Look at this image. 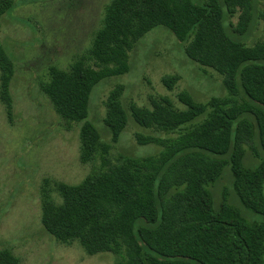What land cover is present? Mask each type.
Segmentation results:
<instances>
[{
    "label": "trees",
    "instance_id": "16d2710c",
    "mask_svg": "<svg viewBox=\"0 0 264 264\" xmlns=\"http://www.w3.org/2000/svg\"><path fill=\"white\" fill-rule=\"evenodd\" d=\"M257 2L110 0L87 55L68 70L52 66L41 84L56 114L80 125L81 163L102 162L78 185L45 180L41 223L50 236L78 244L90 257L111 254L115 264H264V223L246 221L226 199L215 210L208 189L230 166L242 206L264 216V160L255 169L243 165L246 148L256 160L264 153V9ZM14 9L13 0H0V28ZM259 24L262 37L250 45ZM159 27L176 37L191 61L221 75L228 96L202 104L182 92L184 109L168 97L152 99L149 108L132 104L138 126L177 137L137 134L139 146L156 145L161 152L121 155L114 165L110 153L128 122L125 87L117 85L106 102L109 142L87 121L91 95L102 81L128 74L129 53ZM14 72L15 60L0 43V102L9 116ZM180 80L165 76L162 83L173 91ZM0 264L21 261L4 249Z\"/></svg>",
    "mask_w": 264,
    "mask_h": 264
},
{
    "label": "rangeland",
    "instance_id": "374dc122",
    "mask_svg": "<svg viewBox=\"0 0 264 264\" xmlns=\"http://www.w3.org/2000/svg\"><path fill=\"white\" fill-rule=\"evenodd\" d=\"M13 1L15 9L3 17L0 28V43L15 60L11 116L0 102V250H11L21 264H115L116 258L111 254L90 257L78 244L59 243L41 223L45 180L78 185L94 169L102 168L100 158L90 165L81 163L80 125H68L56 114L41 91V84L49 80L52 66L68 70L77 56L87 55L110 0ZM257 9H264V0H258ZM237 21L230 22L236 26ZM261 32L259 24L247 42L251 45L260 40ZM129 62L128 74L102 81L94 88L87 119L102 140L109 142L110 134L104 123L106 102L117 85L125 87L123 106L128 122L110 153L114 165L121 155L145 158L161 152L156 145L139 146L137 134L162 139L177 137L138 126L129 112L132 104L149 108L152 99L168 97L177 108L184 109L178 101L182 92L202 104L228 96L223 77L191 61L183 45L164 27L152 30L140 40L129 53ZM87 63L99 69L93 61ZM175 75L181 80L169 91L162 79ZM208 114L195 123L206 119ZM262 160L263 152L256 160L246 148L243 160L246 168L255 169ZM208 189L215 210L226 199L246 221L264 223V216L242 206L234 190L230 166Z\"/></svg>",
    "mask_w": 264,
    "mask_h": 264
}]
</instances>
